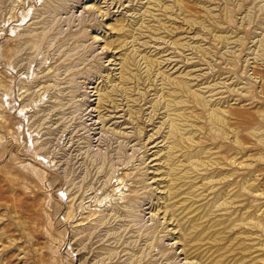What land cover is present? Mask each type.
<instances>
[{
    "label": "rangeland",
    "instance_id": "1",
    "mask_svg": "<svg viewBox=\"0 0 264 264\" xmlns=\"http://www.w3.org/2000/svg\"><path fill=\"white\" fill-rule=\"evenodd\" d=\"M0 264H264V0H0Z\"/></svg>",
    "mask_w": 264,
    "mask_h": 264
}]
</instances>
